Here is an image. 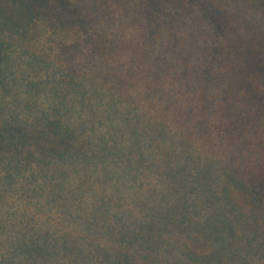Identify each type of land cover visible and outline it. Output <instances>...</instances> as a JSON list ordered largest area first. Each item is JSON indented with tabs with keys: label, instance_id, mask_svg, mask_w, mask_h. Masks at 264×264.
<instances>
[{
	"label": "rangeland",
	"instance_id": "1",
	"mask_svg": "<svg viewBox=\"0 0 264 264\" xmlns=\"http://www.w3.org/2000/svg\"><path fill=\"white\" fill-rule=\"evenodd\" d=\"M68 1L71 25L0 26V132L55 121L113 156L0 155V264H264V213L220 260L201 244L232 236L228 186L262 185L264 0Z\"/></svg>",
	"mask_w": 264,
	"mask_h": 264
},
{
	"label": "trees",
	"instance_id": "2",
	"mask_svg": "<svg viewBox=\"0 0 264 264\" xmlns=\"http://www.w3.org/2000/svg\"><path fill=\"white\" fill-rule=\"evenodd\" d=\"M120 1V0H116ZM160 1V0H158ZM68 0H0V26L3 28H21L29 26V24L43 23L46 26L51 27H64V25H71L74 22V16L76 10L69 7ZM225 5V4H223ZM264 6V4H263ZM24 29V28H22ZM18 29V30H22ZM3 52L0 48V57ZM252 58V59H251ZM248 61L245 63L246 66H251L257 69L255 65L257 61L254 55L251 56ZM263 63V64H262ZM260 69L264 65V60L261 59L258 61ZM131 87L128 88V93L130 97L135 100V104L142 109L154 108L150 103L149 94L144 95L138 89ZM133 90L136 91L133 92ZM140 94L142 96H140ZM118 95V94H117ZM124 98V96H123ZM126 102L133 103L132 100L127 97L124 99ZM133 105V104H132ZM139 117L137 115L132 116L129 119ZM41 130L37 131L36 134H30L26 132L23 128L18 126L5 127L0 132V155L14 153L20 158L28 160L29 165L31 160H36L37 157L39 164L41 162H46L45 159L51 158L58 161H64L67 158H79L84 157L85 159H94L95 157L106 158L110 153L108 146H104L107 150H101L98 148H93L88 142L77 140L73 136L63 134L64 130L58 125L55 121H50L44 127H40ZM109 150V151H108ZM262 185L258 188V191L253 188V186H238L236 184H231L227 187L226 193L227 198L230 200V212L237 214V217L234 219L227 218L224 222L223 228L228 229V233L232 236L226 238L214 239L210 235L209 238L212 240L201 242L202 245H205L208 249V255L218 254V260L221 257H225V252H222V249L226 250L227 247L237 245L239 241L235 240V228L237 225L249 223V220L244 216L249 210H254L256 212L264 213V169L262 172ZM259 196V197H258ZM261 196V197H260ZM215 228V227H212ZM219 230L218 228H215ZM155 229L152 231L154 232ZM186 231H183L185 233ZM124 238L130 243L138 241V239H148L152 241V244L155 245L159 238L156 235H151V229H147L146 233L142 235L140 232L132 233L131 236L128 234H123ZM205 235V234H202ZM142 239V240H143ZM200 241L199 239H197ZM230 242L226 245L225 243ZM157 264V263H150Z\"/></svg>",
	"mask_w": 264,
	"mask_h": 264
}]
</instances>
